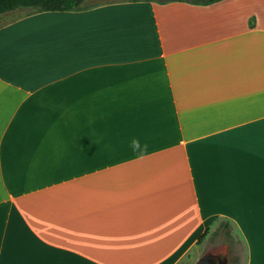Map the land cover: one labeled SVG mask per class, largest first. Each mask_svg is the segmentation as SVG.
I'll use <instances>...</instances> for the list:
<instances>
[{
    "label": "crops",
    "instance_id": "1",
    "mask_svg": "<svg viewBox=\"0 0 264 264\" xmlns=\"http://www.w3.org/2000/svg\"><path fill=\"white\" fill-rule=\"evenodd\" d=\"M84 5L0 23V264H264V0Z\"/></svg>",
    "mask_w": 264,
    "mask_h": 264
},
{
    "label": "trees",
    "instance_id": "2",
    "mask_svg": "<svg viewBox=\"0 0 264 264\" xmlns=\"http://www.w3.org/2000/svg\"><path fill=\"white\" fill-rule=\"evenodd\" d=\"M86 0H0V16L17 9L26 10L23 15H28L35 12H54V11H76L85 8L84 2ZM153 1L159 4H166L170 2H184L191 5L207 6L221 0H146ZM22 15V14H21ZM222 231V232H221ZM233 240L231 234V226L229 222L221 223L219 229L216 228L211 232L210 236L216 237L220 234ZM208 232H204L199 237L197 245L200 244L207 236ZM188 257V256H187Z\"/></svg>",
    "mask_w": 264,
    "mask_h": 264
},
{
    "label": "rangeland",
    "instance_id": "3",
    "mask_svg": "<svg viewBox=\"0 0 264 264\" xmlns=\"http://www.w3.org/2000/svg\"><path fill=\"white\" fill-rule=\"evenodd\" d=\"M26 10H16L14 13H6L0 17V23L3 21L12 19L17 15L24 13ZM206 252L213 254L226 255L227 264H242L243 262V250L235 246L233 240L231 241L224 234H220L216 237L207 236L203 239L197 249H193L184 260L179 264H193L198 258H200Z\"/></svg>",
    "mask_w": 264,
    "mask_h": 264
},
{
    "label": "water",
    "instance_id": "4",
    "mask_svg": "<svg viewBox=\"0 0 264 264\" xmlns=\"http://www.w3.org/2000/svg\"><path fill=\"white\" fill-rule=\"evenodd\" d=\"M193 264H227L226 255H217L211 252H206L198 258Z\"/></svg>",
    "mask_w": 264,
    "mask_h": 264
},
{
    "label": "clouds",
    "instance_id": "5",
    "mask_svg": "<svg viewBox=\"0 0 264 264\" xmlns=\"http://www.w3.org/2000/svg\"><path fill=\"white\" fill-rule=\"evenodd\" d=\"M132 147H133L134 151L137 150L140 147L139 141L138 140H133L132 141Z\"/></svg>",
    "mask_w": 264,
    "mask_h": 264
}]
</instances>
